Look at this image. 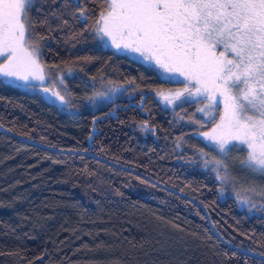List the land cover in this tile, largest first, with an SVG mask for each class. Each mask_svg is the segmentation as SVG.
<instances>
[{"label": "trees", "instance_id": "obj_1", "mask_svg": "<svg viewBox=\"0 0 264 264\" xmlns=\"http://www.w3.org/2000/svg\"><path fill=\"white\" fill-rule=\"evenodd\" d=\"M85 6L87 21L74 19L63 0L31 12L36 22L48 14L36 28L50 37L42 63L63 75L68 108L0 80V127L50 147L0 132V264H264V211L222 196L198 156L207 149L200 133L217 118L203 121L194 104L168 110L162 93L180 84L99 48L85 25L103 8L100 0ZM108 88L118 91L88 99ZM145 121L154 133L142 130ZM121 166L198 201L224 242L199 205Z\"/></svg>", "mask_w": 264, "mask_h": 264}, {"label": "snow or ice", "instance_id": "obj_2", "mask_svg": "<svg viewBox=\"0 0 264 264\" xmlns=\"http://www.w3.org/2000/svg\"><path fill=\"white\" fill-rule=\"evenodd\" d=\"M41 3L47 0H0V78L6 85L35 89V82L50 78L45 72L49 66L42 63L50 37L36 31L48 24V14L38 22L31 16ZM100 5L103 11L85 25L95 39L116 51L138 53L149 70L184 78L183 90L162 96V104H202L196 113L208 121L216 119L223 105L220 123L200 133L215 152L209 159L210 153L200 149L203 165L221 184L240 186L241 204L264 211V203L257 208L252 201L253 196L264 201V186L254 180L247 187L241 184L249 176L264 177V0H100ZM69 6L76 9L74 19H89L85 0H63V7ZM50 15L60 20L63 13L53 10ZM56 79L63 84V75L58 73ZM117 91L110 88L88 99ZM55 95L62 104L69 103L60 93ZM142 130L154 133L147 121ZM234 149L244 154L232 156ZM237 162L243 177L232 173ZM241 190L249 195L241 196Z\"/></svg>", "mask_w": 264, "mask_h": 264}, {"label": "rangeland", "instance_id": "obj_3", "mask_svg": "<svg viewBox=\"0 0 264 264\" xmlns=\"http://www.w3.org/2000/svg\"><path fill=\"white\" fill-rule=\"evenodd\" d=\"M109 43H110V42H109ZM96 44H97V45L99 46V48H101V49H109V50H113V51H115V52H117V53L124 54V55H126L127 57H129V58H131V59H133V60H135V61H137V62H140V63H142L143 65L147 66V65L145 64V62L143 61V59L140 57V55H139L138 53H132V52H128V51H116L114 48H112V47H110V46H105L102 42H99L97 39H96ZM154 69H155V68H154ZM155 70L157 71L158 75H159L163 80L170 81V82H172V83H179V84H180L179 87H176V88H174V89H171V90H168V91L163 92V93H162L163 96H164V95H169V94H175L177 91H182V90H183V88H184V78H183L182 76H177V77H175V78H171V77L167 76L166 74H164L161 70H159V69H155ZM45 72H46V71H45ZM46 73H47V72H46ZM0 80L3 81V78H0ZM35 83H37V84L39 85V86L36 87L35 89H28V88H24V87H16V88H18V89H20V90H23V91L25 90V91H28V92H36V93H38V94H39L40 96H42V97H43V95L46 96V97L49 96V98L51 99V101L54 100L55 103H57V104H59V105H61V106L63 105V104L60 102V100L58 99V97L55 95V93H57V92L59 93V91H60V95L63 96L62 93L64 92V88H65V83H64V82H63V84H61V83L56 79V76H52V75H50V78H49L47 81H45V82H39V81H37V82H35ZM44 88L49 89V91L45 92V91H44ZM108 89H110V88H108ZM111 94L113 95L114 93H110V94H109L108 96H106L105 98L97 99V100H100V101H101V100L108 99V98L111 97ZM186 104H194L195 107H196V109H197L198 107H202V106H203L202 104H199V103H183V104H180V105L175 106V107H173V106H171V105H166V104H163V105H164L168 110L173 111V110H175L176 108H179V110H180V108H182V107L185 106ZM64 106H65V108H68L67 104H64ZM64 106H63V107H64ZM180 111H181V110H180ZM222 114H223V105L221 104V105H220V110H219L218 112L215 113V116H216V118H217L216 123H215V125H214L209 131H207V132H211V130H212L213 128H215L217 124L220 123V116H221ZM197 115L200 116L201 119H203V121H208V120H206V119L204 118L203 114H201V113H197ZM178 116H180L179 118H181V117L183 118L182 112H179V115H178ZM184 118H185V117H184ZM200 137H201L202 141L204 142V144L207 145V149L204 150V152H206V153H210V156L208 157V158L210 159L212 155H215V152L213 151L211 145L208 144L202 136H200ZM243 154H244V153H238L235 149H234V150L232 151V153H231L232 156L243 155ZM198 156H199V159H200L201 163L203 164V161H202V154H201L200 151L198 152ZM203 167H204V165H203ZM204 168H205V167H204ZM207 169H209V170L212 172V174H214V176L216 177L215 172H213V171L211 170V168H207ZM232 173H233V175H235V176H237V177H243V176H245V172H244V170L240 169V167H239V165H238V162H237L236 164H233V165H232ZM253 180L256 182V184H258V185H260V186H264V177H252V176H249V177H248V181L245 182V181L241 180V184H243L245 187H247V186H250V184H251V182H252ZM218 182H219V181H218ZM219 183H220V182H219ZM239 187H240V186L237 185V188H239ZM237 188H234L233 185H232L231 183H229V184H221V183H220V193H221L222 196H224L225 194H229L230 196H233V197L237 200L239 206L249 208L247 205H243V204H241V203L238 201V198H237ZM240 195H241V196L249 195V193H245V192H243V191L241 190V191H240ZM252 201L257 203V207H259L261 203H264V201H262L259 197H256V196H253V197H252ZM251 210H254V209H251Z\"/></svg>", "mask_w": 264, "mask_h": 264}, {"label": "water", "instance_id": "obj_4", "mask_svg": "<svg viewBox=\"0 0 264 264\" xmlns=\"http://www.w3.org/2000/svg\"><path fill=\"white\" fill-rule=\"evenodd\" d=\"M0 132H2L3 134H5V135H7V136H9V137H11V138L20 139V140H22V141L29 142V143H31V144H33V145H36V146H39V147L50 148V147H48V146H46V145H42V144H39V143H36V142L30 141V140H28V139H26V138H21V137H19V136H16V135H14V134H12V133H10V132L4 130V129L1 128V127H0ZM53 150H54V149H53ZM55 150H58V149H55ZM59 151H61V152H76V153H80V154H86V155L92 156V157H94V158H97V159H99V160H101V161H104V162H107V163H110V164H114V165H115V163H113V162H111V161H109V160H107V159H105V158H103V157H101V156H98V155H92V154H90L89 152H84V151H71V150H61V149H60ZM116 165H118V164H116ZM118 166H120V165H118ZM121 167H123V168H125V169H128V170H130V171H132V172H135V173H137V174L143 176L144 178L150 180L151 182L155 183L156 185H158V186H160V187H162V188H164V189H166V190H168V191H171V192H173V193H175V194H178V195H180V196H182V197H185V198L188 199L189 201H192V202L196 203L197 205H199V206L201 207V209L203 210V213H204V216H205V218H206V221H207V223H208L210 229H211L212 232L214 233V235H215L217 238H219L221 241L224 242V240L218 235V233H217V232L215 231V229L213 228L212 223H211V221H210V218H209V216H208V213H207L206 209H205L204 206H202L198 201L194 200L193 198L189 197L188 195H186V194H184V193H182V192H180V191H178V190H176V189H174V188H171V187H168V186L162 185V184L158 183L157 181H155L154 179L150 178L149 176L144 175V174H142V173H140V172H138V171H136V170H134V169H130V168H127V167H124V166H121ZM240 250H241V249H240ZM241 251H243V252H245V253H249L248 251H244V250H241ZM253 255H257V254H253ZM257 256H259V255H257ZM263 258H264V257H263Z\"/></svg>", "mask_w": 264, "mask_h": 264}]
</instances>
